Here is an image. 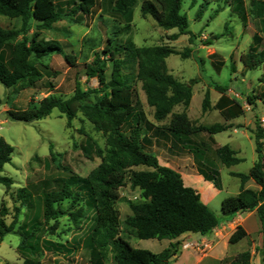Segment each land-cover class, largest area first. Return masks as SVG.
<instances>
[{
	"label": "trees",
	"instance_id": "16d2710c",
	"mask_svg": "<svg viewBox=\"0 0 264 264\" xmlns=\"http://www.w3.org/2000/svg\"><path fill=\"white\" fill-rule=\"evenodd\" d=\"M103 0H73L71 12L84 16L93 15L102 6ZM110 10L124 17L129 23L132 18L135 0H104ZM228 0H226L227 2ZM234 9L241 10L243 26L246 15L242 0H233ZM194 3L195 0H192ZM182 0H143L140 12L150 16L158 27L164 30L176 29L170 40H177L183 35H190L187 16L181 12ZM257 11L264 12V3L258 4ZM61 7L57 0H0V15L8 18H20L23 23L33 19L43 27H50L61 16ZM202 14L200 10L196 17ZM115 31L108 38L102 52L95 53L92 65L87 66L89 78L98 82L97 89L83 91L76 83L74 94L68 99L55 95L43 98L38 105L30 104L25 110H10L8 116L14 121L30 123L41 120L56 109L66 117L69 123L77 113L93 125L96 131L106 136V147L102 149L97 142L83 134L81 145L83 157L87 160L99 158L100 164L87 176L81 177L69 167L61 164L49 145L48 160L54 163L56 176H48L35 183H28L16 191L19 208L23 218L16 228L20 242L16 247L20 264H42L40 258L44 248L73 253L77 247L67 248L66 242L57 243L46 238L54 235L57 221L67 213L76 227L92 213V225L88 236L83 240L81 249H85L89 264H170L178 254L176 244L159 253L133 248L127 238L121 235L123 224L127 233L139 240L172 241L183 234L209 236L222 220L230 221L237 214L256 211L261 233L262 245L257 249L260 264H264V125L255 120L252 132L256 160L247 174L232 173L239 179V190L221 201V214L216 215L204 204L198 193L184 185L180 174L169 167L159 164L155 155L145 150L158 140H171L172 147L178 151H187L195 159L199 171L206 181L220 190L219 171L209 170L204 161L205 143L196 144L192 136L197 133L207 135L210 144H214L211 135L222 132V124L213 126H193L185 113L171 115L168 126L159 127L150 123L142 111L136 90L141 83L146 102L153 108V118L160 122L166 119L175 106L187 108L192 98L191 84H185L174 78L168 71L166 59L171 55L187 57V52L179 54L168 45L136 47L132 42L116 44L118 35ZM16 32L0 28V85L5 88L24 90L31 88L42 79L43 73L38 68L40 58L49 54H62L70 66L76 65V57L63 54L61 46L55 41L44 42L34 35L29 42H15ZM262 38L255 34L247 51L240 56L245 69H253L264 63V49L259 50ZM188 51V50H187ZM104 55L111 62L110 75H106V66L100 61ZM222 62L219 63L220 67ZM224 93L226 87L215 86ZM101 93L96 103L87 101L92 93ZM254 96H247L250 106L255 105ZM0 98V104H1ZM264 105V95L260 99ZM210 108L208 92L201 102L203 112ZM231 113L219 109L225 121L238 117L242 112ZM170 139L167 140V134ZM205 147L206 149H201ZM173 149V148H172ZM12 147L0 138V185L9 187L10 179L2 175L3 166L11 160ZM222 166H235L243 159L228 145L214 151ZM142 167L144 170H134ZM258 187L245 188L248 181ZM129 183L131 188L141 192L142 200L129 204L131 214L123 222L119 217L116 204L119 189ZM67 202L68 210L62 204ZM0 214V242L14 230L16 219L6 225ZM53 224H50V223ZM79 229V228H78ZM247 234L237 226L228 239L229 245H235L245 239ZM71 249V250H70ZM226 264H251L248 251L237 255Z\"/></svg>",
	"mask_w": 264,
	"mask_h": 264
},
{
	"label": "rangeland",
	"instance_id": "374dc122",
	"mask_svg": "<svg viewBox=\"0 0 264 264\" xmlns=\"http://www.w3.org/2000/svg\"><path fill=\"white\" fill-rule=\"evenodd\" d=\"M242 1L246 15L245 26H243L241 10L234 9L233 0L227 2L226 0H195L194 3L192 0H182L181 12L187 16L191 37L189 39V35H183L175 41L170 40V37L177 32L176 29L164 30L158 27L150 16L141 14L140 6L143 0H135L129 23L124 17L112 12L104 0L101 8L90 16L72 13L73 0H57L62 10V17L50 27H43L40 22L33 19L23 23L20 18L0 15V28L16 32L15 42L23 40L29 42L37 34L39 40L55 41L60 44L63 54L76 57L75 66L68 65L62 54L53 53L40 58L38 68L43 73V77L31 88L16 90L0 85L2 100L0 138L13 149L10 162L3 166L2 175L9 178L11 184L9 187L0 185V214L5 209L6 214L2 218L6 225L16 219L14 230L6 234L0 242V264L21 263L16 253V247L20 242L16 228L22 221L23 210H20V213L15 210L19 208L16 191L28 183L57 175L54 163L48 160L49 145H52V151L61 164L81 177H87L101 162L99 158L87 160L83 157L80 149L85 139L83 134L93 138L102 149L106 147V136L96 131L81 113H77L68 123L66 117L54 109L50 115L41 120L23 123L10 119L8 111L25 110L30 104L38 105L49 95L66 100L74 94L76 83H79L83 91L97 89L98 82L95 78L88 77L87 66L93 64L95 53L103 51L107 39L112 37L115 31L119 32L115 38V43L118 45L126 42H132L136 47L168 45L179 54L187 52V57L171 55L166 59L169 73L178 81L191 84L192 98L187 108L182 105L175 106L166 119L157 122L153 118L154 110L148 106L141 90V83L136 84V90L144 116L155 126H168L171 115L185 113L193 126L208 127L222 124L226 127L224 131L211 135L214 144H210L204 133H197L191 137L196 144L205 143L208 146V150L204 152V161L209 170L219 171L221 189L212 190V183L204 179L193 156L187 151L180 152L172 147L171 140L168 142L164 139L158 140L149 151H145H151L160 165L178 172L185 186L194 189L203 203L207 201L206 205L216 215L221 214V201L228 196L236 195L239 190V179L231 174H247L256 160L252 139L255 120L258 119L260 124L264 125V105L260 101L264 95V63L248 70L243 67L240 60V56L247 51L255 34L262 38L261 45L257 48L264 49V12L257 11L258 4H263L264 0ZM200 10L202 14L197 18L196 15ZM100 61L105 64L106 75L109 76L111 62L104 55L100 57ZM221 62L222 65L217 68ZM215 86L226 87L227 90L222 93L215 89ZM206 92L209 95L210 108L203 112L201 102ZM101 95L99 92L92 93L87 101L96 103ZM247 96L257 98L253 107L247 103ZM235 105L240 107L242 113L234 119L225 121L219 109L236 113L239 110ZM166 134L167 140L170 139V134ZM224 145H229L237 152L236 156L243 159V162L230 168L222 166L214 151ZM201 149L206 148L201 147ZM134 170H144V168L138 167ZM244 187L257 189L251 180ZM141 200V192L131 188L129 183L119 189L116 208L121 222L131 214L129 204ZM68 205L67 202L62 204L65 212L68 210ZM88 215L89 218L83 220L78 227L72 224L67 213L60 216L55 234L46 235V238L57 243L66 242L67 248L74 246L77 250L73 253L65 251L59 253L44 248L40 258L42 264H89L85 249H81V244L88 236L92 225V213ZM235 217L230 221L222 220L217 227L230 225ZM234 226L235 224H231L227 227L223 236ZM121 235L127 238L133 248L150 250L153 253L159 251L165 244V241L136 239L127 233L123 224ZM260 235L262 237V233ZM258 236V233H254L239 243L230 245L231 253L239 255L248 251L252 264L257 254L256 245L260 243ZM108 264L112 263L109 261Z\"/></svg>",
	"mask_w": 264,
	"mask_h": 264
},
{
	"label": "crops",
	"instance_id": "0c3cea01",
	"mask_svg": "<svg viewBox=\"0 0 264 264\" xmlns=\"http://www.w3.org/2000/svg\"><path fill=\"white\" fill-rule=\"evenodd\" d=\"M211 189L214 190L216 188L211 186ZM204 204H207V201H205ZM241 215L242 214L236 215V217L233 219L234 221L230 223V225L235 224L234 228L226 233L225 236H223V234L230 225H221L216 227L209 236L205 237L200 236L199 234L189 233L183 234L172 241L162 240L165 241V244L156 253L168 248L170 244L173 243L178 246V254L176 259L170 264H226L237 256L236 254L231 253L230 247L232 245L230 246L228 244V239L237 226H241L245 230L247 236L258 233V237H260V243H258L256 246L260 248L262 244L260 223L256 215V211L254 210L249 212L245 214L246 216ZM252 264H260V257L258 253L256 254V258Z\"/></svg>",
	"mask_w": 264,
	"mask_h": 264
}]
</instances>
